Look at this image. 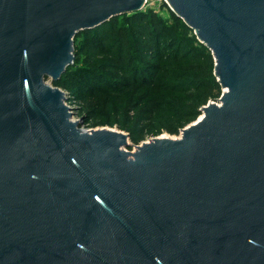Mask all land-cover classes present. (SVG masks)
<instances>
[{
	"label": "water",
	"instance_id": "1",
	"mask_svg": "<svg viewBox=\"0 0 264 264\" xmlns=\"http://www.w3.org/2000/svg\"><path fill=\"white\" fill-rule=\"evenodd\" d=\"M165 1L223 92L132 152L47 80L146 0H0V264H264V0Z\"/></svg>",
	"mask_w": 264,
	"mask_h": 264
},
{
	"label": "trees",
	"instance_id": "2",
	"mask_svg": "<svg viewBox=\"0 0 264 264\" xmlns=\"http://www.w3.org/2000/svg\"><path fill=\"white\" fill-rule=\"evenodd\" d=\"M162 10L167 18L145 9L78 33L74 64L52 81L87 104L105 101L100 124L118 126L138 144L180 135L222 95L211 50L166 2Z\"/></svg>",
	"mask_w": 264,
	"mask_h": 264
},
{
	"label": "rangeland",
	"instance_id": "3",
	"mask_svg": "<svg viewBox=\"0 0 264 264\" xmlns=\"http://www.w3.org/2000/svg\"><path fill=\"white\" fill-rule=\"evenodd\" d=\"M166 2L165 0H148L145 5V9H154L157 12H160L165 18L168 17V13L165 10H162V4ZM47 82L52 85V80L48 79ZM67 100H66V105L69 106L71 109V112L73 113V120L74 121H80L81 123L79 124V127L83 130H99V129H112V130H117V131H122L118 126H115L113 128L109 126H103L100 124V117L102 112L104 111V103L105 101H92L91 103L87 104L84 101H80L75 99L74 97L66 94ZM124 132V131H122ZM128 134L127 132H124ZM181 136H172L169 135L168 133L164 132L158 137H168V138H179ZM154 137H147L144 138V140L140 141L139 144L143 142H148ZM131 145L126 147L127 151H134L135 146L139 145L136 142H132L130 139Z\"/></svg>",
	"mask_w": 264,
	"mask_h": 264
},
{
	"label": "bare ground",
	"instance_id": "4",
	"mask_svg": "<svg viewBox=\"0 0 264 264\" xmlns=\"http://www.w3.org/2000/svg\"><path fill=\"white\" fill-rule=\"evenodd\" d=\"M203 118V116H200V119H202Z\"/></svg>",
	"mask_w": 264,
	"mask_h": 264
},
{
	"label": "built area",
	"instance_id": "5",
	"mask_svg": "<svg viewBox=\"0 0 264 264\" xmlns=\"http://www.w3.org/2000/svg\"><path fill=\"white\" fill-rule=\"evenodd\" d=\"M146 2H148V0H146ZM146 5V4H145ZM168 5V4H167ZM222 92H223V90H222Z\"/></svg>",
	"mask_w": 264,
	"mask_h": 264
}]
</instances>
